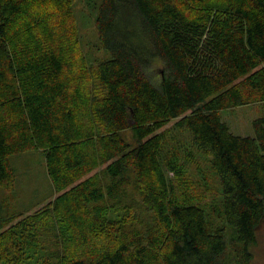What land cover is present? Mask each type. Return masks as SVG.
Returning <instances> with one entry per match:
<instances>
[{
  "label": "trees",
  "instance_id": "1",
  "mask_svg": "<svg viewBox=\"0 0 264 264\" xmlns=\"http://www.w3.org/2000/svg\"><path fill=\"white\" fill-rule=\"evenodd\" d=\"M74 1L0 0V186L14 179L11 155L40 150L64 189L14 224L0 250L21 264L54 241L60 261L44 253L33 264H251L264 218V117L242 136L220 111L246 94L264 101V0H99L95 27L109 57L91 65L76 51ZM88 70L96 152L85 148L76 113ZM195 152L219 180L215 223L187 173ZM98 163L109 184L87 176ZM130 180L155 226L134 229L132 208L113 219L105 211L104 198ZM54 216L60 240L43 235Z\"/></svg>",
  "mask_w": 264,
  "mask_h": 264
},
{
  "label": "rangeland",
  "instance_id": "2",
  "mask_svg": "<svg viewBox=\"0 0 264 264\" xmlns=\"http://www.w3.org/2000/svg\"><path fill=\"white\" fill-rule=\"evenodd\" d=\"M99 0H75L70 6V14L73 20V36L76 40V51L84 56L87 65L94 64V59L108 58L109 53L101 47L98 39V34L95 27V18L98 13ZM59 12H61L59 10ZM58 14V13H57ZM57 14L53 15L57 16ZM155 74L161 73V63L154 68ZM79 83L84 84L82 94L84 99L77 103V123L80 128V137L85 140V148L90 152H96L100 146L101 130L95 123L92 112L93 98L90 97V92L86 91V86L89 88L94 84V76L88 70L82 77L79 78ZM245 103L243 105L230 107L220 111L221 118L228 124L230 130L237 135L250 136L253 135L252 120L263 116L264 117V101L258 99L255 94H246ZM173 121H170L165 127L170 126ZM189 145V144H188ZM195 158L187 163V173L194 177L195 185L194 192L199 196V200L206 206L209 223H215L216 220H221L216 211L219 207V180L215 172L211 169L206 155L195 152ZM10 164L15 170V176L10 184H3L0 186V238H3L8 230L17 222L21 221L27 215H31L48 206L49 203L55 199L57 195L63 192L62 189L57 190L52 178L49 176L45 158L40 150H30L22 153L11 155ZM105 163H98V166L89 175H95L100 182L108 180L103 178L102 170ZM96 173V174H94ZM104 197L107 195V189L103 190ZM104 198L102 204L106 207L105 211L108 216L113 219L116 215L126 214L127 209H134L137 214V219L132 224L136 230L147 229L148 226H155V220L151 213L146 211L139 202L138 185L132 180L123 182L119 187H114L112 192H109ZM54 216L51 223L48 220V230L43 231V235H57L63 230L62 224ZM62 229H61V227ZM60 227V229H59ZM129 227V226H128ZM132 227V226H131ZM130 228V227H129ZM6 231V232H4ZM12 231V230H11ZM232 229L227 226L225 234L228 235ZM34 234L27 236L26 240L37 243L41 241L36 239ZM60 236L59 239L60 240ZM11 249H13L18 257H21L20 241L21 238L17 232H13L11 236ZM55 240V237H54ZM52 239V241H54ZM45 241V240H44ZM229 242V241H228ZM46 244V243H45ZM59 242H53L47 245L42 251L34 254L35 250L30 249L33 258L22 264H33L37 259L39 262L45 257H49L53 263H58L60 257L57 255V248ZM29 248L28 246H26ZM252 252L251 264H264V218L260 222L256 230L255 244L250 247ZM29 252V251H28ZM37 253H40L37 257ZM14 257L3 249L0 250V262L2 264H21L19 262L10 261ZM58 261V262H57Z\"/></svg>",
  "mask_w": 264,
  "mask_h": 264
}]
</instances>
